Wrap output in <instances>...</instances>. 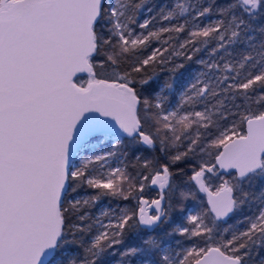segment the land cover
I'll return each instance as SVG.
<instances>
[{"label":"snow or ice","instance_id":"1","mask_svg":"<svg viewBox=\"0 0 264 264\" xmlns=\"http://www.w3.org/2000/svg\"><path fill=\"white\" fill-rule=\"evenodd\" d=\"M154 8L0 0V264H264V0ZM96 132L116 143L77 163Z\"/></svg>","mask_w":264,"mask_h":264},{"label":"trees","instance_id":"2","mask_svg":"<svg viewBox=\"0 0 264 264\" xmlns=\"http://www.w3.org/2000/svg\"><path fill=\"white\" fill-rule=\"evenodd\" d=\"M166 0H152V3L155 4V8L153 9V13L152 15H156L157 12H159V9H160V6L162 4H166L165 3ZM218 2H224V0H218ZM167 5H170V2L167 4ZM148 7H152V4H149ZM145 18L144 16H141V20ZM213 17H208L206 18L205 22L207 21V19H212ZM156 43L153 42V45L152 47H156ZM203 54H198L197 56H195L193 58V60L191 62H188L187 63V67L186 69L184 70V74L179 76L178 77V82L176 84V92L175 93H172L170 95V105L169 106H174L177 101H178V91L180 89V87L186 82V78L188 76L189 73H191L193 71V69H195L197 67L196 65V60L197 59H200L201 56ZM156 73H157V78L155 80H153L149 85L146 86V91L147 92H152L154 91L160 83H162L163 81H165L168 76H169V72L167 71V68H165L164 70H161V68L159 66L156 67L155 69ZM146 74L147 75H152V68L149 67L147 70H146ZM123 144L124 145H127V139L126 138H123ZM108 149L111 150V145H108ZM121 152H127L129 151V149L125 146V147H121L120 149ZM136 154H140L142 156H148L149 155V152L147 149H143V148H135V149H131V154L125 158L123 156H117V157H114L117 164L119 163L120 166L119 167H122V166H125V165H128L129 166V169L131 171H135L134 169H131V164L133 162V156L136 155ZM156 155H159V149L157 147V151L155 153ZM181 167H186L185 165H181ZM192 173L191 171H188L187 172V176L184 177V179L186 180L188 176H190ZM227 175V174H226ZM215 187H216V183H213L212 186H211V190L215 191ZM145 197L148 198V199H152V198H155L156 196V192L153 191V190H146L145 193H144ZM102 203H106V201H102ZM114 204L116 202H113ZM123 203V202H121ZM200 204H203V205H206V202H205V198H203L200 193H198V196H197V199L195 201V203L189 201L188 204H187V207L188 209H193L195 210V207L197 205H200ZM99 207V205L97 206ZM93 212H95V209L93 210ZM248 214V210L247 208L243 209L241 213H237L236 215L232 216L229 220H228V224H233L237 219L240 218L241 215H246ZM181 218V214L180 213H176L174 214V221H178L180 220ZM223 226H227V225H223ZM166 244L170 245L172 248L176 249V250H180V249H183V248H187L190 246V244L185 240V238L183 237H179V236H172V237H169L166 239ZM139 243L138 239L133 235V234H129L127 239H126V242L124 245H121L119 246L120 249L122 250L123 247H126L130 244H137ZM202 246V245H201ZM118 257H111L110 259L111 260H116Z\"/></svg>","mask_w":264,"mask_h":264},{"label":"rangeland","instance_id":"3","mask_svg":"<svg viewBox=\"0 0 264 264\" xmlns=\"http://www.w3.org/2000/svg\"><path fill=\"white\" fill-rule=\"evenodd\" d=\"M170 2V5H168L169 8L172 7L173 4V0H166V4H168ZM77 79V78H76ZM87 79V76H82L81 78L77 79V82H83ZM113 143H116L115 139L111 136L105 135L102 137H96L94 139H91L87 145H85L84 148H82L79 152V154L77 155V159L76 162L78 163L80 159L84 158V156L86 154H91L92 150L95 149L97 152H101V151H106V150H110L108 149V145H111ZM98 166V165H97ZM109 167H119L120 164L116 162L115 158H111L110 160H108L107 165ZM194 211L193 209H189Z\"/></svg>","mask_w":264,"mask_h":264},{"label":"water","instance_id":"4","mask_svg":"<svg viewBox=\"0 0 264 264\" xmlns=\"http://www.w3.org/2000/svg\"><path fill=\"white\" fill-rule=\"evenodd\" d=\"M77 76H78V78H81L82 76H86L85 74H77ZM74 79H76V78H74ZM108 122L110 123V124H114V121H112L110 118L108 119ZM102 136H105V134L104 133H102V132H96V133H93L92 134V137H89L88 138V141H90L91 139H94L93 137H102ZM226 175V174H225ZM211 190V189H210ZM213 191V190H212ZM200 195L203 197V198H205V202L207 203V199H208V196H207V194L206 193H200Z\"/></svg>","mask_w":264,"mask_h":264}]
</instances>
